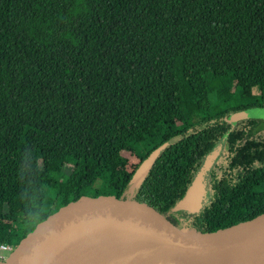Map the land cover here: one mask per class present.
Listing matches in <instances>:
<instances>
[{"label":"trees","instance_id":"16d2710c","mask_svg":"<svg viewBox=\"0 0 264 264\" xmlns=\"http://www.w3.org/2000/svg\"><path fill=\"white\" fill-rule=\"evenodd\" d=\"M255 107L264 0H0V243L81 193L127 191L152 154L137 189L171 211L220 148L194 228L263 215L258 120L227 122Z\"/></svg>","mask_w":264,"mask_h":264},{"label":"water","instance_id":"95a60500","mask_svg":"<svg viewBox=\"0 0 264 264\" xmlns=\"http://www.w3.org/2000/svg\"><path fill=\"white\" fill-rule=\"evenodd\" d=\"M243 120H264V107L227 117L232 125ZM219 153L220 148L206 157L177 207L198 201L204 175ZM154 157L150 155L136 171V185ZM174 210H166L138 189L87 191L31 220L9 245L0 264H77L121 246L133 247L130 263L264 264V214L216 232H202L188 223L179 224L172 215Z\"/></svg>","mask_w":264,"mask_h":264},{"label":"bare ground","instance_id":"6f19581e","mask_svg":"<svg viewBox=\"0 0 264 264\" xmlns=\"http://www.w3.org/2000/svg\"><path fill=\"white\" fill-rule=\"evenodd\" d=\"M133 247L121 246L91 255L77 264H140L130 263Z\"/></svg>","mask_w":264,"mask_h":264},{"label":"rangeland","instance_id":"374dc122","mask_svg":"<svg viewBox=\"0 0 264 264\" xmlns=\"http://www.w3.org/2000/svg\"><path fill=\"white\" fill-rule=\"evenodd\" d=\"M252 135H255L254 137H256V136H264V120H258V124L256 125V127L253 129V134ZM217 161H219L220 162V159L219 160H217ZM58 176H63L62 174H52L51 175V179L52 180H54V182H55V180H56V177H58ZM28 181L30 182V183H32V182H36V181H41L43 184H45V183H47V179L45 178V177H43L41 174H39V173H35V174H33V175H31V176H29L28 177ZM59 186V184L57 183V182H55L54 184H53V187L55 188H57ZM52 188V187H51ZM54 188H52V189H54ZM52 189H47L48 190V193L52 196V197H54L55 196V192L54 191H52ZM130 190H137V185L136 184H134V185H132L131 186V188H129ZM257 189H259V190H264V185H262V186H259ZM95 190V189H94ZM196 205H197V203H199L198 201H195L194 202ZM188 207H190L191 209H194V210H197L198 208L197 207H192L191 205H189V206H184V205H181V206H179V207H177L176 208V210H175V213L177 214V215H180V216H182L183 217V214L185 215V213H186V211L188 210Z\"/></svg>","mask_w":264,"mask_h":264},{"label":"flooded vegetation","instance_id":"af4514ba","mask_svg":"<svg viewBox=\"0 0 264 264\" xmlns=\"http://www.w3.org/2000/svg\"><path fill=\"white\" fill-rule=\"evenodd\" d=\"M176 210V209H175ZM175 210L172 212V215L174 216L175 220L179 223V224H185V221H188V211H186L185 215L183 214V217L180 215H177L175 213Z\"/></svg>","mask_w":264,"mask_h":264},{"label":"built area","instance_id":"2783aa9c","mask_svg":"<svg viewBox=\"0 0 264 264\" xmlns=\"http://www.w3.org/2000/svg\"><path fill=\"white\" fill-rule=\"evenodd\" d=\"M8 248H9L8 244L0 243V258H2L4 256V254L7 252Z\"/></svg>","mask_w":264,"mask_h":264}]
</instances>
